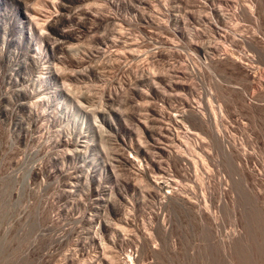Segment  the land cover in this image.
Segmentation results:
<instances>
[{
    "label": "rangeland",
    "instance_id": "obj_1",
    "mask_svg": "<svg viewBox=\"0 0 264 264\" xmlns=\"http://www.w3.org/2000/svg\"><path fill=\"white\" fill-rule=\"evenodd\" d=\"M0 264H264V0H0Z\"/></svg>",
    "mask_w": 264,
    "mask_h": 264
},
{
    "label": "bare ground",
    "instance_id": "obj_2",
    "mask_svg": "<svg viewBox=\"0 0 264 264\" xmlns=\"http://www.w3.org/2000/svg\"><path fill=\"white\" fill-rule=\"evenodd\" d=\"M216 11V10H215ZM219 12V11H218ZM32 32V30L31 29H29V33H30V35L28 36V37H31V33ZM34 33V32H33ZM54 39V38H53ZM56 41V40H55ZM81 44V43H80ZM46 46H47V48L48 47H50L51 48V46L47 43L46 44ZM49 48V49H50ZM225 50H226V48H225ZM227 54V53H226ZM36 55V54H35ZM223 55H225V54H223ZM229 55V54H228ZM222 58V57H221ZM224 58V57H223ZM37 58H35V60H36ZM234 59V58H233ZM225 60H227V61H231L230 59H228V58H226ZM56 65V64H55ZM240 69L242 70V71H244V69L242 68V67H240ZM50 73V72H49ZM154 74V73H153ZM46 75V78H47V74H45ZM43 77V76H42ZM41 78V77H40ZM39 78V79H40ZM44 78H45V76H44ZM41 81V80H40ZM259 82V81H258ZM50 96V95H49ZM47 97H48V95H47ZM47 97H46V99H47ZM50 98V97H49ZM201 112V111H200ZM198 114V113H197ZM203 114V113H202ZM205 115V114H204ZM94 116V115H93ZM176 118V117H175ZM96 124V123H95ZM101 125V124H100ZM90 129V128H89ZM89 129H87L86 131L87 132H89ZM196 135V134H195ZM178 136V135H177ZM191 143V142H190ZM205 143V142H204ZM190 147V146H189ZM78 150V149H77ZM208 150V149H207ZM104 151V150H103ZM103 168V167H102ZM103 170V169H102ZM155 182V181H154ZM108 202V201H107Z\"/></svg>",
    "mask_w": 264,
    "mask_h": 264
}]
</instances>
